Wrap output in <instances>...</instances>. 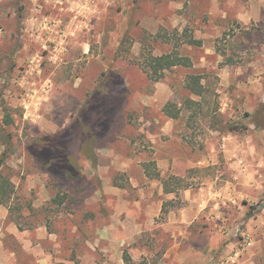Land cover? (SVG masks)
Here are the masks:
<instances>
[{
	"label": "rangeland",
	"instance_id": "obj_1",
	"mask_svg": "<svg viewBox=\"0 0 264 264\" xmlns=\"http://www.w3.org/2000/svg\"><path fill=\"white\" fill-rule=\"evenodd\" d=\"M175 51L191 66L151 79L144 57ZM0 172L5 264H264V0H0ZM163 180L172 198L150 222L136 204ZM205 187L209 219L165 229ZM127 214L145 220L138 236Z\"/></svg>",
	"mask_w": 264,
	"mask_h": 264
},
{
	"label": "crops",
	"instance_id": "obj_2",
	"mask_svg": "<svg viewBox=\"0 0 264 264\" xmlns=\"http://www.w3.org/2000/svg\"><path fill=\"white\" fill-rule=\"evenodd\" d=\"M31 18L34 19L35 17L31 16L30 19ZM75 31H76V33L80 32V31H83V29L81 27V24H77ZM84 48L85 49H84L83 52L85 53V52H87L88 48L87 49H86V47H84ZM163 162H164L163 159H159L158 160L159 166H164ZM257 186H258V188H260V183H258ZM261 187H263V186H261ZM159 192H160V197L155 200L156 202H154V204H152V206L147 204V206L145 208L143 206H142L143 207L142 208L139 204H136V206H137V210L136 211H138V213L141 211V212H143L142 214L148 215L149 217L146 218L148 221H150L151 219L155 218V217H152V216H155L156 214L158 215L159 211L161 210V202L163 200H166L168 198H172L171 197L172 196V192H164V190H162V188H161V190ZM208 192H209V189L207 190V187L202 188L200 197L195 195L193 200H191L192 198H188V200H189L188 206L182 207L178 211L170 210L169 213H168L167 222L163 223V227L165 229H167V226L169 227V225H174V224H177V225H179V224L180 225H189L192 222H194V220H197L199 216H202L201 218L206 216V218L208 220L209 217H210L209 215H206V214H208V209H207L208 208L207 207V202H208L207 194H208ZM203 194H204V197L202 196ZM199 198L201 199L200 202L198 201ZM151 212H154V214L151 215ZM209 214H211V213H209ZM127 216H128V219H126V220H128L127 222H129L131 226H134L133 227V229L135 230L134 232H136V236H138L140 234V232L143 231L142 224L145 222V220L142 219L141 221H139V219H137L136 215L130 217V215L127 214ZM211 217H213V216H211ZM123 225L124 224L122 223L121 226H123ZM133 234H135V233L127 234L126 236H124L123 241L127 242L129 244L130 243L129 240H131V241L134 240L133 236H135V235H133ZM174 246L175 245H173V248H174ZM4 248L6 249V247L4 245L3 246L0 245L1 251H2V249L4 250ZM35 248H32V250L30 252H32L34 254H40V252L43 253L37 247H35ZM186 254H187L186 252L184 253V256H182L181 253L176 254V255L173 256L172 260H176L177 262H180L181 264L182 263H186L187 262L186 261L187 260V255ZM201 255H203V254L201 253ZM164 256H166V258H170L171 257V253H165ZM221 258L222 257L209 256V257L206 258V261L203 264H216V262H218V260L221 259ZM230 258L232 260L235 259V257H230ZM60 262H62V264H83V259H81V257L77 256V258L75 260L61 259ZM189 263L193 264V262H191V261H189ZM0 264H5V263L0 260ZM36 264H54V263H52V259H51L50 256L44 254V256L43 255L36 256ZM88 264H92V259H88ZM104 264H109V263L106 261Z\"/></svg>",
	"mask_w": 264,
	"mask_h": 264
},
{
	"label": "trees",
	"instance_id": "obj_3",
	"mask_svg": "<svg viewBox=\"0 0 264 264\" xmlns=\"http://www.w3.org/2000/svg\"><path fill=\"white\" fill-rule=\"evenodd\" d=\"M144 66L143 69L146 71L147 75L153 79L158 80L162 77V72L164 69H168L172 66L176 65H182L189 67L191 66V61L187 56L180 55L177 51L170 52L162 55H147L144 57ZM186 89L190 91V93L202 96L203 91L205 90L203 84L201 83V76L198 74H189L186 83H185ZM186 104V105H185ZM193 104H197V101H195L192 98L185 99L184 105L186 108H191ZM163 112L171 117V118H177L180 113V108L176 106V104L173 101H167L163 108ZM5 119L6 123L10 122V118ZM232 130H237L236 126L230 127ZM53 162L55 161H62L61 156H54L52 157ZM64 162V161H63ZM154 164L153 161H151ZM150 166L144 167L145 174L150 178H160L159 171L154 167V169H149ZM163 190L164 192H172L174 189L169 187L167 185L166 180H163ZM14 191V185L12 182L6 177L3 173L0 172V204H6L8 200L10 199L11 195ZM64 197H57L55 196L53 198V202H55L57 205H61L63 203ZM124 262H129L130 257L127 253L123 255Z\"/></svg>",
	"mask_w": 264,
	"mask_h": 264
}]
</instances>
